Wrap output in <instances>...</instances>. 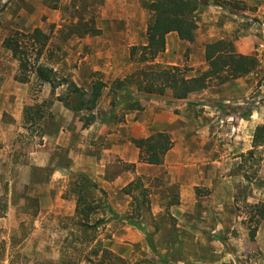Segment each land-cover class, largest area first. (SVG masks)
<instances>
[{
    "label": "rangeland",
    "instance_id": "obj_1",
    "mask_svg": "<svg viewBox=\"0 0 264 264\" xmlns=\"http://www.w3.org/2000/svg\"><path fill=\"white\" fill-rule=\"evenodd\" d=\"M152 1L156 0H0V264H163L159 259L167 264H264V220L252 207L264 204V146L252 148L254 130L264 124V0H212L220 8V26H228L234 44L240 42L236 51L255 55L259 67L236 79L245 85L229 90L230 103L207 108L216 114L232 111V115L227 112L230 119L204 115L197 126L191 123L187 161L196 167L190 174L197 177L198 185L184 194V209H178L179 184L165 179L164 168L153 180H141L145 197L139 190L133 193L140 206L148 203L149 212H137V203L125 194L116 197V212H109L97 188L73 175L59 180L54 191L66 204L81 192L94 208L87 221L76 211L41 212L39 200L31 195V186L38 192L53 175V168L33 165L32 156L43 146L45 131H56L62 109L73 114L67 128L77 139L75 145L82 137L80 129L91 127L85 139L98 153L109 143L106 133L118 130L126 115L131 143L139 139L130 137L131 130L137 131L133 122H139V110L151 101L171 104L169 91L160 96L141 92L139 71L150 65L133 63L128 56L132 46L146 43L150 14L145 6ZM186 1L199 23L208 0ZM37 29L50 38L40 62L56 72L55 85L65 80L54 90L48 83L40 85L34 76L28 83L15 81L18 64L2 45L13 32ZM253 31L256 44L250 38L240 41ZM190 53L187 48L183 64L178 65L187 77L204 70L186 62ZM159 55L152 65L160 64ZM94 80L102 81L105 88L88 111L86 94ZM250 118L255 124L252 132L247 125ZM202 129L203 135L197 132ZM245 142L249 149L240 153ZM235 143L238 151L232 150ZM225 145L230 148L226 153L221 150ZM53 157L50 163L70 162L63 149ZM223 159L215 168L207 164ZM115 171L111 169L112 174ZM201 177L211 178L212 186L203 185ZM95 248H105L111 255L96 257Z\"/></svg>",
    "mask_w": 264,
    "mask_h": 264
},
{
    "label": "crops",
    "instance_id": "obj_2",
    "mask_svg": "<svg viewBox=\"0 0 264 264\" xmlns=\"http://www.w3.org/2000/svg\"><path fill=\"white\" fill-rule=\"evenodd\" d=\"M220 16V8L215 3H212V0H208L206 5L202 7V15L199 23L197 22L198 27L195 32L194 42L188 43L180 40L174 32L167 34L165 37V50L159 55L161 57V62L159 63L165 65L163 67L183 64L182 61L185 60V51L187 48H190L192 49V53L189 54L186 62L203 66L205 70L207 68L204 58L205 45L220 39L231 40L229 39L228 26L225 24L220 26V21H218ZM246 38H250L254 44L258 41L254 31L248 33L247 36L241 37L240 41ZM234 45L237 50L241 47L238 41H236ZM241 54L250 55L251 53H243L241 51ZM178 61H180V63H177ZM244 85L245 84L239 80H233L222 85H213L203 91L190 94L183 100H176L170 96L168 99L171 101V104L169 105L165 104L163 106L161 103H157V101H151L145 110H139V122H133L131 120V122H133V128H136L137 131L131 130L130 137L146 139L156 133H166L173 142V146L164 156L163 165L161 166L149 165L138 161L140 151L132 146L129 141L130 139H128L129 115H126L127 120L125 123L119 125L118 130L115 128L111 132L106 133V139L109 143L105 147H100L101 149L99 152L95 153L90 150L91 147L87 144L85 139L88 131L92 128L80 129L82 137L79 139V144L75 145L77 139L71 137L67 128L73 123V114L61 108L62 111L59 114L60 123L57 124L56 131H54V133H49L48 130L45 131L43 146L32 156V159L35 160L33 165L38 167H51L53 168V175L50 177L48 183H45V185L39 188L38 192H35L36 188H32L31 186L32 192L34 193H31V195H34V197L39 200L41 212H75L77 200L75 196L73 195L71 201L66 204V201L62 199L61 193L54 191V185L58 183L59 180H65L69 175H73L78 178L89 180V184L96 187L101 197L106 200L107 210H109V212H116V197L125 194L123 192L124 188L131 183L135 177H139L141 180L143 178H150L153 180L158 176L161 169L164 168L168 171V176L165 179L171 180L172 183L179 184L181 199L178 209L179 211L181 208L184 209V194L188 192L189 188L198 185L195 181L197 177L190 174L191 169L196 167L195 165L189 164L187 161V156L190 153L187 141L193 137V132H191L193 130L192 127L197 126L199 121H202L204 115H222L221 119H230L227 112L229 115H232V111L224 112L223 115L216 114L212 111L208 112L207 108L209 106L215 108L218 104L225 105L230 103L232 97L229 90L234 87H244ZM202 108L206 109V111H198ZM195 112L198 115L197 117L194 116ZM191 123L193 124L192 127ZM247 125L249 126V131L252 132L255 127L252 118L247 121ZM1 128L0 125V129ZM130 128H132V126ZM210 129L211 128H209V130ZM240 131L241 130H239V132ZM197 132L203 135L205 130L202 129ZM99 133H102V131ZM132 134H135V136H132ZM241 134H243V132ZM221 135H224V131L219 136ZM207 138H209V136L205 137V141H207ZM212 138H214V135ZM250 138L249 135V139ZM238 145L239 144L236 143L232 145V150L237 149L236 151H238V148H236ZM75 146L78 147L79 150H75ZM226 147H228V145L223 146L221 149L224 153H226V150H230V148L226 149ZM60 148L63 149L65 153L67 152V158L70 162L63 165H57V163L54 162L50 163L51 158L61 150ZM248 149L249 142H245L243 148L240 145L239 152L242 153ZM55 159L57 160V157H55ZM222 162H224V159L221 161H208L207 164L211 163L212 168H215L221 165ZM131 164L135 165L133 172L127 170L128 166ZM124 165H126V169L122 168ZM111 169H116V171L112 174ZM176 170H178V176ZM201 179L204 180L203 185L212 186L213 183L211 178L204 179V177H201ZM214 195H216L215 191L213 192V196ZM68 198L70 199V197ZM63 204L67 205V207L62 208ZM119 207L118 209H121V206ZM142 210L149 212L148 203H146L145 207L144 205L140 206L139 212H144Z\"/></svg>",
    "mask_w": 264,
    "mask_h": 264
},
{
    "label": "trees",
    "instance_id": "obj_3",
    "mask_svg": "<svg viewBox=\"0 0 264 264\" xmlns=\"http://www.w3.org/2000/svg\"><path fill=\"white\" fill-rule=\"evenodd\" d=\"M150 14L146 26V44L140 47L132 46L129 49V60L139 65L149 64L148 68L139 71L140 90L147 95H164L170 92L173 99L183 100L190 94L203 91L213 85H222L232 80L245 77L255 72L259 63L255 55H244L238 53L234 42L228 39L215 40L204 47V58L207 68L193 77L185 75V68L178 66L152 65L154 59L165 50V37L169 33H176L180 40L192 43L195 39L197 24L192 16L194 9L189 8L186 0H156L145 6ZM49 35L37 29L31 33L13 32L7 35L3 42V48L8 50L11 57L17 62L18 68L13 79L19 83H28L34 76L40 85L50 84L54 90L65 83L60 80L56 83V72L40 61L47 49ZM122 81L118 85L122 87ZM105 84L100 80L91 82L90 91L87 95V110H93L101 97ZM78 91V89H76ZM133 109V108H131ZM93 118L84 124L87 127ZM131 143L140 151L138 161L149 165H161L164 156L172 148L170 137L164 133L151 135L146 139H132ZM264 146V124L258 125L253 133L252 148L257 149ZM252 154V151L249 152ZM133 164L129 169H134ZM85 180L84 178H79ZM140 191V196L145 197L141 179L138 177L129 183L123 192L137 203L135 210L140 211L141 202L135 196L134 191ZM79 192L76 204V215L83 221H87L94 210L91 203ZM83 204L82 210L80 205ZM264 220V204L252 206ZM83 227L84 224H81ZM91 225L89 227H93ZM254 232H251L253 236ZM111 255L105 248H95L94 256L99 254ZM159 262L167 264L164 259ZM149 263H155L150 261ZM140 264V263H139Z\"/></svg>",
    "mask_w": 264,
    "mask_h": 264
}]
</instances>
